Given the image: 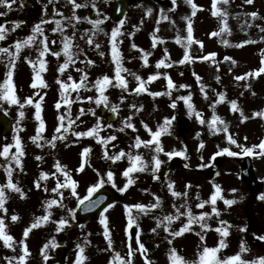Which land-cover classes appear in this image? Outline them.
Returning <instances> with one entry per match:
<instances>
[{
	"label": "rangeland",
	"instance_id": "1",
	"mask_svg": "<svg viewBox=\"0 0 264 264\" xmlns=\"http://www.w3.org/2000/svg\"><path fill=\"white\" fill-rule=\"evenodd\" d=\"M113 1L115 0H77L78 3L87 5V7L75 9L77 16L90 19L98 18L96 10L92 7V3L95 2L102 14L99 18L107 17L101 25L103 31H95V35H93V26L88 20L81 19L77 22L63 19V17H71L73 13L72 5L68 3V0H53V3H49L48 0H24L23 6L17 0L11 11L0 6V12L8 13L7 16L0 17V19L4 18L3 24L9 29L5 40H8L9 43L12 39L11 47L13 48H15L13 42L23 40L32 34L34 25L40 23L42 19L48 21L42 25L43 36L37 35L34 43L25 46L16 58V62L25 61L30 67L29 69L19 68L16 63L13 76L16 95L21 103L26 98L32 97L33 104H25L23 108H20L19 104H9L0 100V113L5 114L13 123V132L8 137L0 138V151L3 150L4 145L12 144L13 147L9 150L10 156L15 153L14 137L19 136L25 153L21 157L22 169L16 166L14 161L11 162L13 182L18 184L25 195L21 197L15 191L6 190L8 199L5 207L7 212L0 210V217L5 220L6 233L14 237L12 248L5 246L3 240L0 239L7 249L2 251L0 248V259L6 256L5 261L2 260L0 264H8L10 258L18 257L21 254L18 242L23 238L24 229L29 227L35 218L47 214L46 201L60 198L58 193L51 191L58 180L63 183L65 179L63 172H57L54 167L57 161L69 172L72 179L78 182L77 192L80 197H83L87 194V188L100 178L98 173L105 180H107L106 173L108 171L114 174L113 179L117 187H112L111 183H105L104 186L116 190L124 186L127 178L122 173L130 165L127 156L119 161L105 158V151L111 156L121 150L125 153L131 152L133 155L140 154L148 162V170L131 174L135 179V184L130 186L123 195H120L117 204L106 213L109 219L113 248L108 249L107 247V240L103 235V225L99 222L100 218L88 224H78L72 219L68 209H75L77 200L71 195V189L65 188L60 190L64 194L63 207L53 205L48 209L51 212L49 221L33 229L26 238L31 253L27 264L44 263L40 250L53 237L58 245L65 244L70 247L66 254L65 264H74L77 243L85 247V255L88 257L85 264H109L115 252H119L121 256L126 253L125 258H127V245L130 243L133 249H136L138 245L135 236L129 235L130 230L125 231L127 217L124 206L149 205L156 202V197L160 198L158 208L150 209L146 214L140 213L137 209L132 210V215L137 218L139 224V228L133 226L134 232H139V239L147 249L145 255L152 264H170L168 255L172 247H175L178 254L186 260H197L198 251H202L204 246L215 247L218 245L221 236L215 229L221 226L220 221L227 222L226 226L230 225L229 235L224 238L227 247L218 253L221 258L238 253L241 241H244L249 249L242 254L244 259L251 261L264 256V241L256 238L264 236V201H259L256 198L264 193V158L243 155L232 157L223 154L219 156L223 159L222 164L218 168L213 165L214 154L221 148L227 147L235 152L241 151L240 147L229 143L226 138L228 134H231L239 145L249 147L258 145L264 139V117L253 116L254 112L264 110V73L259 77H248L240 81L235 79L236 76H242L261 67V50H264V31L261 30L264 29V0H253L252 4H246L244 0H228V3L218 2L217 7L227 12L226 17L212 15V0H193L198 6L195 19L191 15V6L185 3V0H176L175 4L172 3V0H143L131 3L122 19L125 21L121 27L122 35L117 37L118 48L123 55V67L128 69L127 72H122V75L128 81L129 90L124 91L110 85L105 92V95L108 96V106L105 107L103 103L100 105L95 103V98L99 96V93L93 84L94 78L97 79L98 72L102 70H108L112 77L115 75L110 39L111 31L118 25V22H110L107 16L108 7ZM45 5H47V9H45ZM54 9L63 13V17L57 15ZM148 9H151L150 14ZM200 11L209 12L214 20H206V15L200 14L203 13ZM252 12H256L258 15L253 18L250 15ZM165 16L167 19H164ZM185 17H191L194 31L199 34L197 38L210 37V51L216 53V56L210 60L195 59L185 64L178 63L174 67L161 66L157 68L159 60L154 55L155 51L167 50L174 53V50H178L184 53V45L187 44V20L184 19ZM55 20H61V23L66 25L63 32L52 31L56 27ZM12 21L20 22V26L15 30H12ZM134 23L137 26H143L148 36L152 37L155 34L160 38L156 47L144 49L137 46L135 35L131 32ZM224 23L227 24V30L221 32L220 29ZM73 24L75 27L71 26ZM213 32H218L219 35L212 36ZM73 33H75L73 51L77 52L78 56L74 57L75 63L70 64L65 73L60 74L57 69L59 64L64 62L65 57L62 52L59 58L51 55V52L60 51L63 38L72 36ZM44 36L47 37L51 51L43 57L47 62V71L41 75L48 87L34 89L31 87L33 68L28 60L36 61L37 68L39 67V50L43 47L40 41ZM88 36H93V45H88ZM177 36L184 39L177 43ZM193 38L194 41H197L194 34ZM224 40H227L228 44H224ZM52 41H56V43L53 44ZM244 41L254 42L237 47ZM95 44L100 45L99 49L95 47ZM133 44L137 46L135 49L132 47ZM2 47L3 44H0V48ZM80 49H83V52H80ZM141 49L150 53L147 64L141 58L143 55ZM101 52L104 53L103 56L100 55ZM189 54L191 56L202 54L200 44L193 42L189 46ZM225 57H231L232 60H226ZM88 60L94 61V63L88 64ZM233 60L235 63L232 62ZM167 61L165 59L166 63H168ZM77 69L83 71H77ZM84 72L88 74L87 86L80 88L78 93L69 90L71 105L61 102V108L57 109L55 105L57 101L61 100L57 78L71 84L73 81L80 82V77ZM174 72L180 73L183 80L176 81ZM157 73L160 75L156 80L146 83L148 91L139 94L132 91L138 86L135 76L148 81L150 75ZM165 74L173 78L172 81L175 85L171 89V96L153 97L150 95L151 92L168 91ZM69 75H71L72 81L68 80ZM197 75L201 78L200 83L197 82ZM216 77H219V80ZM4 78L5 73H0V83ZM201 83L207 85L205 89L207 98L200 91ZM181 84L190 87L180 88ZM245 85H250V87H245ZM20 86L23 90H20ZM189 93L192 95V103L196 110L202 114L206 121L210 120L213 114V108L210 105L218 99L217 94L224 93L226 99L215 105V113L228 124L229 133L213 134L207 123L201 125L194 114L190 117L185 103L177 99V97ZM77 95L80 99H77ZM113 95L115 96L113 97ZM40 96L44 97L41 102V116L45 121V130L41 133L43 139L33 142L31 137L37 134L36 130L39 126V121L35 119V102L39 100ZM87 97H93V100L89 101ZM174 100L176 108L171 107ZM232 100L237 101L238 108L249 119L242 120L240 111L233 112L231 110L230 101ZM112 105L118 106L117 113L111 112ZM132 105L136 107L133 108ZM101 107L106 110V115L113 114L115 116V122L110 123L107 121L106 115H99ZM81 109L84 110L83 115L80 114ZM89 109L94 110L95 115ZM21 111L24 112L23 117L19 116ZM61 114L66 117L65 127H69L68 119H72L74 123L69 127L68 132L63 133L65 139L55 141V147H52L47 141L51 140L55 134V128L59 123L57 117ZM173 116H175V120L172 121L171 134H164L160 138L164 152L159 154V158L163 163L156 173L159 179H153L151 167L154 145L152 148L142 145L137 149L134 147L135 138L139 136L142 140L151 139L144 124L155 131L157 125L162 124L165 117ZM128 117H131L130 122L134 128L125 127L124 121ZM98 118L101 123L99 136L107 138L114 135L116 136L115 140L102 144L95 135L83 137L74 135L77 131L83 132L92 128ZM108 125H112V127H108ZM121 128H124V131H120ZM197 133L200 135L197 136ZM201 141L204 144L203 148H200ZM85 148H89L90 152L82 157L81 154ZM173 150L184 151L185 155L169 159L165 153ZM38 156L43 159L37 160ZM243 157H249L252 164L253 180L249 185L239 180V166ZM174 160L177 161V166L171 164ZM0 163V184H2L7 181L5 168L9 166V158L0 156ZM82 163L83 171H77ZM208 167L212 168V176L209 180L202 174ZM41 172L49 173V176L46 180L40 181L41 187L37 188L35 182L39 179ZM169 182L173 183L174 191L187 192V196H173L168 189ZM214 184L221 187L224 199L236 201L235 204L228 206L218 198L215 207L218 209L219 215L212 213L211 203L205 204L203 208L197 207L201 201L210 200L214 192ZM188 185L190 187H187ZM45 188L48 191H45ZM233 189L236 191L233 192ZM185 204H187V208L181 207ZM176 208H180L181 212H186L190 208L194 215H199L201 212L209 213L206 218L209 228L202 230L199 224H193L190 231L173 238L170 232L179 230L187 222V216L183 215L172 221L168 225L169 231L167 232L164 230L167 222L165 221L158 227L157 218L162 220L165 215H176ZM13 215H17L19 219L12 221ZM62 217L69 219V225L57 233L55 231L56 222ZM242 228L246 230L241 231ZM153 229L156 230L153 231ZM197 233L204 235L205 239L201 241ZM85 237L90 243H85ZM69 238L71 242L68 241ZM52 249L48 250L49 258L52 256ZM132 260L133 264L145 263L144 256H141L139 252L134 253ZM13 264H17V262L13 261ZM114 264H118V262H114Z\"/></svg>",
	"mask_w": 264,
	"mask_h": 264
},
{
	"label": "snow or ice",
	"instance_id": "2",
	"mask_svg": "<svg viewBox=\"0 0 264 264\" xmlns=\"http://www.w3.org/2000/svg\"><path fill=\"white\" fill-rule=\"evenodd\" d=\"M19 2H20V5L23 6L24 0H19ZM48 2L53 3V0H48ZM175 2H176V0H172L173 4H175ZM218 2L228 3V0H212V15L213 16L226 17L227 12L222 11L219 7H217ZM244 2L246 4H252L253 0H244ZM16 3H17V0H0V6H4L9 11L12 10L13 6ZM68 3L72 5V9H73L72 16L71 17H63V13H60V12H58V10L54 9V11L57 12V15L62 16L63 19H66L68 21L74 20V21L79 22V21H81V19L88 20L89 23H91L93 26V29H94L93 35H95V31H103V29L101 28V25L104 23V20L107 19V17L105 16V17H103V19L99 18L102 14H101V12H100V10L97 7L95 2L92 3V7L96 10L97 17H98L96 19H90L89 17L81 18V17L76 15L75 9H78L81 7H87L86 4L82 5V4L78 3L77 0H68ZM185 3H187L191 6V9H192L191 15L195 16L198 6L193 2V0H185ZM45 9H47V5H45ZM147 11L150 14L151 9H148ZM7 14L8 13L6 11L0 12V17L7 16ZM250 15L253 18H255L258 15V13L252 12V13H250ZM164 19H167V17L165 16ZM184 19L187 20V37H186L187 44L184 45L185 51H184L183 58L180 59L179 61L175 62V63L185 64L186 62H191L194 59L210 60L213 57H215L216 53H214V52L208 53L207 55L202 56V57H192L189 54V46L193 42L200 44L201 47H203V44L201 41H194L191 17H185ZM47 22H48L47 20L42 19L40 21V23L33 26L31 35H28L23 40H17L14 44L15 52L9 51L8 48H0V53H6L11 58L9 60L8 64L6 65L7 70L5 72V78H4L3 82L0 83V100L6 101L9 104H19L20 108H23L25 104H29V105L33 104L32 97L26 98L24 100V102L21 103L18 96L16 95L15 85L13 82L14 70L16 68V58L19 56L21 50L25 46H28V45H31L34 43L37 35L43 36L44 30H43L42 25L47 23ZM124 23H125L124 20H120L118 22V25L116 27H114L111 31L110 43H111L112 62L115 65L114 77H110L109 75L105 74L102 77H98L93 84V87L99 93V96L95 98V103L97 105H100L103 103L105 105V107L108 106V96L105 95V92H106V89L110 85L115 86V87H119L124 91L129 90L128 89V81L122 75V72H127L128 69L123 67L122 54L118 48V42H117V37L122 35L121 27L123 26ZM55 24H56V27L52 29L53 32H57V31L63 32L64 27H66V25H63L61 23V20H55ZM19 26H20V22L12 21V30H15V28H17ZM71 26L75 27L74 24ZM226 30H227V24L224 23V26L220 29V31L224 32ZM261 30L264 31V29H261ZM8 31H9V29L6 28L5 24L0 23V40H4L6 38V33ZM211 35L216 36V35H219V33L213 32V33H211ZM74 37H75V33H73L72 36H65L63 38V40L61 41V43H62L61 50L51 52V55H53L57 58L60 57L61 52H62L64 57H65L64 62L59 64L58 69H57V71L60 74L65 73L66 69L69 68V65L75 63L74 57L78 56V53L73 51V48L75 47L73 44ZM159 39H160L159 37H157L155 34H153V36H152V46L153 47H156L157 41ZM182 39H184V38L177 36L176 42L180 43ZM250 42H254V41H244L242 44L237 45V47H241V46H243V44H247ZM40 43L43 45V47H42V49L39 50V57H38L39 67L37 68V62L36 61L28 60V63L33 68L34 75H33L31 87H33L34 89L37 87H40V88L48 87V85H47L46 81L43 79L41 73L47 71V68H46L47 62L43 59V57L46 55V53H49L51 50L48 46L46 36H44L43 40H41ZM52 43L54 44V43H56V41H52ZM87 43H88V45H93V43H94L93 36H88ZM223 43L228 44V41L224 40ZM95 47L97 49H99L100 45L95 44ZM132 47L135 49L137 46L135 44H133ZM140 51L143 53L141 58L144 60V63L147 64L148 56L150 55V53L144 52L143 49H141ZM80 52H83V49H80ZM261 52H262L261 67H259L258 69L254 70V71L245 73L242 76H236L235 79L237 81L244 80L248 77H259L262 73H264V50H261ZM100 55L103 56L104 53L101 52ZM165 55L167 57V50H165ZM25 59H27V58H25ZM225 59L226 60H232L231 57H225ZM232 62L235 63L234 60ZM87 63L93 64L94 61L88 60ZM161 66L170 67L171 64L166 63L165 59H161L157 62L156 67L160 68ZM77 71L82 72L83 70L77 69ZM133 75H135V74H133ZM159 75H160V73L150 75L148 77V81H144L141 77L135 76L136 80L138 81V86L135 89H132V91L137 93V94L148 91V89L145 86L146 83L156 80ZM193 75H196V74L193 73ZM165 78L167 80L168 91L163 92V93L151 92L150 95H152L153 97L160 96V95L171 96V89H173L175 87V85H174V82L172 81V79L170 77H168L166 74H165ZM87 79H88V74L86 72H84L81 75L80 82L73 81L71 84L66 83L64 80H62L58 77L57 83L59 84V87H60L61 100L57 101L55 107L57 109H60L61 108V102L70 106L72 101L69 99V90L77 91V93H78V90L80 88L87 86L86 85ZM196 79H197V82L200 83L201 78L198 75L196 76ZM216 79L219 80V77H216ZM68 80L72 81L71 75L68 76ZM113 81H115V84H113ZM179 87L180 88H188L190 86L185 85V84H181V85H179ZM206 87H207V85H204L202 83L200 84V91L204 95L205 98H207V92L205 91ZM245 87H250V85H245ZM217 95H218V99L216 101H214V103L212 105H210V107L213 108V114H212L210 120H207V121L203 118L202 114L196 110L194 104L192 103L191 93H189L188 95H183V96L177 97V99L182 100L185 103L187 110H188V114L190 117L194 114L195 118L197 119V121L201 125H204L207 123L209 130L212 131L213 134H216L218 132H224L227 134V133H229L228 124L219 115H217L215 113V105L224 101L226 99V96L224 93H218ZM43 99H44V97L40 96L39 100L35 102V119L37 121H39V126L36 130L37 134L35 136L31 137L33 142H36L38 140L43 139V137L41 136V133H43L45 130V121L43 120V118L41 116V111H42L41 102L43 101ZM77 99H80L79 95H77ZM87 99L89 101H91V100H93V97H87ZM121 99L123 100V97H121ZM230 105H231V110L233 112L240 111L242 120L249 119V117L245 116L243 114V111L238 108L237 101H235V100L230 101ZM176 106H177L176 101L174 100L171 104V107L176 108ZM132 107L135 108L136 106L132 105ZM110 110L112 113H117L118 106L112 105ZM89 111H91L93 113V115H95L94 110L89 109ZM80 114L81 115L84 114L83 109H81ZM19 116L23 117L24 112L23 111L19 112ZM253 116L254 117L255 116L264 117V110L259 111V112H254ZM57 119H58L59 123H58L57 127L55 128V134L52 136L51 140L47 141V143L51 144L52 147H55V141L65 139V136L63 135V133L68 132L69 127L74 123V121L72 119H68L69 127H65L64 121H65L66 117L63 114L59 115L57 117ZM77 119H79V117H77ZM130 120H131V117L126 118V120L124 121L125 127L134 128V125L130 122ZM173 120H175V116H173L171 118L165 117L163 120V123L158 124L157 129L155 131H153L147 124H144V127L149 132L151 139L142 140L139 136H137L135 138L134 147L137 149H139L142 145L144 147H148V148H152V146L154 145V148L152 149L154 152V155L152 156V167H151L153 179H159V177L156 175V173L159 171L160 166L163 163V161L159 158V154L164 152V148L162 146L160 138L164 134H171L170 129H171ZM17 124H19V121H17ZM108 127H112V125H108ZM100 128H101V123H100V120L98 118L97 123L92 128H90L87 131H83V132L77 131L74 133V135L77 137L94 136L95 135L96 138L98 139V141L102 144H107L109 141H113L116 139V136H114V135H110L107 138L99 136ZM119 130L124 131V128H121ZM199 135L200 134L197 133V136H199ZM226 138L230 144H235L238 147H240L241 151L235 152V151H232L230 148L225 147V148H221L219 151H217L214 154V157L220 156L223 154H227L228 156H232V157L243 155V156H258V157L264 158V139H262L258 145H252L249 147V146H245V145H239L237 140L234 139L231 134H228L226 136ZM245 139H247V137H245ZM14 140H15V145H14L15 153H12L10 156L9 150L13 147L12 144L4 145L3 150L0 151V156H3L5 158H9V166L5 168L7 181H6V183L0 184V210H2L5 213L7 212V208L5 207V204H6V200L8 199V197L6 195V190L15 191L16 193H19L21 197H24V195H25L23 193L22 189L18 186V184L13 182V178H12L13 177V168L11 166V162L14 161L15 165L22 169L21 157L25 155L23 145L21 143L19 136H15ZM40 146H42V145H40ZM203 146H204L203 141H201L200 148H203ZM257 149H258V151H257ZM89 152H90L89 148L83 149V152L81 154L82 157L86 156ZM165 154L168 156L169 159H172V157H174V156H184L185 152L173 150V151L167 152ZM125 156H127L128 160L130 162V165L122 173V175L127 178L126 183L124 184L123 187L117 188V190L121 193L125 192L131 185H133L135 183V179L131 175L132 173L144 172V171L148 170V162L145 161L144 158L140 154L133 155L131 152L125 153L123 150H121L119 153L109 156L107 151H105V158L111 159L113 161H119ZM36 159L41 160L43 158L38 156V157H36ZM54 167L56 168L57 172H63L64 178H65L63 183H61L58 180L56 183V186L51 189V191L53 193H58L60 198L59 199H51V200L46 201V212H47V214L44 216L35 218L34 222L29 227L24 229L23 238L20 239L18 242L19 246H20L21 254L18 257L10 258L8 261V264H13V261H16L17 264H27V259L31 255V253H30V249L26 243V238L29 236L30 232L33 229L39 227L42 223L49 221L50 216H51V212L48 211V209H50L53 205H60L61 207H63L62 201L64 198V194L62 191H60L61 189H65V188L71 189V195L73 197H75L77 200V208L83 206L84 211L90 212L93 209L100 207L106 199L104 196H98L97 198L92 199L94 193H97V191L99 189H101L105 183H111L112 187H114V188L117 187L116 184L114 183L113 172L108 171L106 173L107 180H105L104 177L98 173V176L100 178L95 183L91 184L87 188V194L85 196L80 197L78 192H77V183L78 182L76 180L72 179L69 172L59 163V161L56 162ZM77 171H83V163L81 164L80 168L77 169ZM53 175H55V173H53ZM48 176H49V173L41 172L39 179L35 182V186L37 188H40L41 187L40 181L46 180L48 178ZM187 187H190V185H188ZM213 187H214V192L212 193L210 200L201 201L199 204H197V207L203 208L205 204L211 203L213 206L212 207V213L219 215V211L215 207L218 198L222 199L224 201V204L228 205V206L235 204L236 201L234 199H224V197L222 196V189L219 185L214 184ZM173 188H174L173 183L169 182L168 183V189H169V191H171L173 196H175V197H180L182 195L187 196V192L180 193V192L174 191ZM44 190L48 191L47 188H45ZM232 191L235 192L236 190L233 189ZM258 198L260 200L264 201V193L260 194ZM159 206H160V198L159 197H156L155 203H152L149 205H144V204L125 205L124 209H125V214L127 217V225H126L125 231L128 232V230L133 229V226H135L136 228H139L137 218L132 215L133 209H137L140 213L146 214L150 209L158 208ZM113 207H114L113 204L108 203L103 208V210L100 211V213H99V215H100L99 222L101 225H103V235H104L105 239L107 240L108 249L113 248V241L111 238V231L109 228V219L106 216V213L109 211V209H111ZM173 207H175V205H173ZM181 207L187 208V204L182 205ZM68 212H69L70 216L72 217V219H75V209H68ZM183 215L187 216V222L184 223L183 226L179 230L170 232V235L173 238L182 236L185 232L190 231L191 226L193 224H199L200 228L202 230L209 228V225L206 223V218L209 216V213L201 212L199 215H194L190 208H188L186 212H181L180 208H176V215H171V214L165 215L162 220L157 218V226L159 227L161 224H164V222L166 221L167 225H165L164 230L167 232V231H169L168 225H170L172 223V221L179 219V217L183 216ZM11 219H12V221H16L19 219V217L17 215H13L11 217ZM56 223H57V227H56L55 231L57 233H59V232L64 230L65 226L69 225V219L62 217ZM220 225H221L220 227H217L215 229V231L218 232L221 236V239H220L217 246H215V247L204 246L202 251H198V259L194 260V261L186 260L184 257H182L178 254L175 247H172L170 249L169 255H168V259L170 261V264H264V256L257 257L251 261L246 260L242 257L243 253L249 251V249L247 248L246 243L244 241H241L240 251L238 253L231 255V256H228V257L221 258L218 255V253L221 251V249L227 247V243H226L224 238L229 235L228 228L230 227V225L226 226L227 222H225V221H220ZM81 227H83V225H81ZM155 230L156 229H153V231H155ZM245 230L246 229H244V228L241 229V231H245ZM133 235L135 236L136 243H137L138 247L136 249H133L131 244L129 243L127 245V247H128L127 258L121 256V254L119 252H115L112 260L109 261V264H114V262H118V264H133L132 257H133L135 252H139V254L141 256H144L145 264H152V262L145 255V253L147 252V249H146L145 245L139 239V232H134ZM197 235L199 236L201 241H203L205 239L204 235H202L201 233H197ZM256 238L261 240V241H264V236H257ZM0 239L3 240V243L5 246H7L9 248L13 247L12 242L14 241V237L11 236L10 234L6 233V224H5V220L3 217H0ZM85 243H90V241L87 240V237H85ZM169 243L171 244L172 241L170 240ZM57 247H59V245L57 244L55 237L51 238L48 242H46L43 245V247L41 248L40 251H41V256H42L45 264H47V262L49 260V255H48L49 248H57ZM76 249H77V251L75 253L74 264H85V262L88 259V257L85 255V247L83 245L77 243Z\"/></svg>",
	"mask_w": 264,
	"mask_h": 264
},
{
	"label": "water",
	"instance_id": "3",
	"mask_svg": "<svg viewBox=\"0 0 264 264\" xmlns=\"http://www.w3.org/2000/svg\"><path fill=\"white\" fill-rule=\"evenodd\" d=\"M133 1H140V0H119V1L115 2L114 4H112V6L110 7V11H109L110 19H112V20L121 19L125 13L127 4L129 2H133ZM103 112L104 111L102 110L101 113H103ZM108 120L112 121V120H114V117L111 116L108 118ZM0 129H1V133L3 135L9 134L11 131V123L8 120H6L2 115H0ZM220 163H221V159L217 160L216 165L218 166ZM240 171H241V178L244 181L250 182L252 180L251 166H250V162L248 159L244 160L241 163ZM98 196H104L106 198L104 203L100 207L93 209L90 212L84 211L83 206L77 208V210L75 212V218L78 221L87 222L91 219H95V218L99 217L100 211H102L103 208L108 203L113 204L115 202V194L112 190H107V189L101 188L97 191V193H95L93 195L92 199H95ZM64 251H65V248L56 249L54 251L56 258L48 261L47 264H63Z\"/></svg>",
	"mask_w": 264,
	"mask_h": 264
},
{
	"label": "trees",
	"instance_id": "4",
	"mask_svg": "<svg viewBox=\"0 0 264 264\" xmlns=\"http://www.w3.org/2000/svg\"><path fill=\"white\" fill-rule=\"evenodd\" d=\"M201 14L205 15V13H201ZM208 24H210V22H208ZM133 25L137 28V25L135 23ZM138 28L140 30L142 28V26H139ZM137 39H138V42L141 43V44L140 43L139 44L143 47L146 46L147 44L151 43V39H149V37L147 36V34L144 33V31L138 32ZM178 56L182 57V55L179 52H177V53L175 52V53L170 54V57L172 58V60L175 58L178 59ZM156 57L160 59L161 57L164 58V55L161 52H156ZM175 76H177V74H175L174 77Z\"/></svg>",
	"mask_w": 264,
	"mask_h": 264
}]
</instances>
